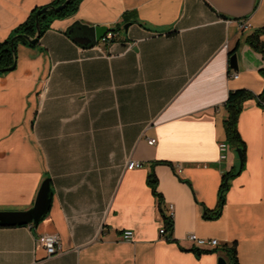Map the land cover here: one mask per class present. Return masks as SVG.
<instances>
[{
    "label": "crops",
    "instance_id": "0c3cea01",
    "mask_svg": "<svg viewBox=\"0 0 264 264\" xmlns=\"http://www.w3.org/2000/svg\"><path fill=\"white\" fill-rule=\"evenodd\" d=\"M51 1L0 0V40ZM101 25L115 29L111 40L82 46L66 33L92 36ZM260 27L264 0H81L35 46L18 43L15 67L0 73V210L30 208L45 178L51 203L35 225L0 226V264H229L221 251H190L189 233L217 247L235 241L238 264H264V108L255 99L237 122L244 167L220 216L203 218L222 174L240 166L230 145L219 160L223 103L231 89L263 88V56L245 42ZM168 204L173 241L159 233ZM50 233L59 249L48 257L38 238Z\"/></svg>",
    "mask_w": 264,
    "mask_h": 264
},
{
    "label": "trees",
    "instance_id": "16d2710c",
    "mask_svg": "<svg viewBox=\"0 0 264 264\" xmlns=\"http://www.w3.org/2000/svg\"><path fill=\"white\" fill-rule=\"evenodd\" d=\"M65 0H52L51 2L36 6L32 8L27 17L15 26L8 36L3 40H0V73L9 71L6 68H9L11 65L15 64L16 61V45L18 43H22L24 45H28L27 37H33L36 33L35 28V14L36 11L42 9L44 7L47 8L46 11L42 12L39 17V36L38 40L44 31L49 27L51 21L54 19H61L73 14L81 0H69L64 8L53 11L50 7L57 6L63 3ZM109 31L114 32V28H109ZM264 34V27H260L249 33L245 37V42L249 45L253 50L262 54L264 59V41L261 39V35ZM14 38V39H13ZM13 39V41H12ZM37 40V42H38ZM237 45L228 51V59L229 57L236 53ZM230 71V68H229ZM259 73L263 79V88L258 93L246 89V88H237L231 89L228 91L227 97L223 103V107L225 109L226 115L222 120V126L224 130V141L227 142L232 149L239 150L241 153V164L237 170H229L222 174L221 183L218 191V200L215 208L203 209V218L205 219H216L220 216L223 204L225 202V193L229 188V180L237 175L244 167L245 163V151L246 145L243 139L241 138L238 128L237 122L238 117L241 112L243 102L248 99H255L260 106L264 108V66L259 69ZM167 163V162H160ZM146 183L149 186L151 193L156 197L158 204L162 201V195L157 191V177L155 173L151 170L146 176ZM164 219V229L166 231L167 240H172V231H173V220L172 218L163 215ZM171 237V238H170ZM190 251L194 252L197 256L202 253H211L215 251H221L229 264H238L237 251H236V242L233 241L231 244H223L220 247L210 248V249H201L197 247L190 248Z\"/></svg>",
    "mask_w": 264,
    "mask_h": 264
},
{
    "label": "water",
    "instance_id": "95a60500",
    "mask_svg": "<svg viewBox=\"0 0 264 264\" xmlns=\"http://www.w3.org/2000/svg\"><path fill=\"white\" fill-rule=\"evenodd\" d=\"M69 0H65L63 3L57 6H51L50 8L53 11H58L65 7ZM47 8L44 7L36 11L35 14V28L36 33L33 37H27L28 46L33 47L36 45L38 36H39V15L46 11ZM128 24H124V28H127ZM80 28V27H79ZM108 28L105 25L96 26L93 28L92 36H85L81 34H77L74 28H69L67 30V34L72 36L73 40L82 46L93 45L99 42V40L108 32ZM14 39V38H13ZM12 39V41H13ZM229 68L236 70L237 69V58L236 53L232 54L229 59ZM15 67V64L11 65L7 70H12ZM239 163L241 164V153L239 150H235ZM51 203V188L50 182L48 178H45L38 189L33 205L26 210H0V226H12V225H26L32 224L35 225L43 220L49 211ZM218 264H226L225 259L223 257H219Z\"/></svg>",
    "mask_w": 264,
    "mask_h": 264
},
{
    "label": "built area",
    "instance_id": "2783aa9c",
    "mask_svg": "<svg viewBox=\"0 0 264 264\" xmlns=\"http://www.w3.org/2000/svg\"><path fill=\"white\" fill-rule=\"evenodd\" d=\"M246 22L242 21L239 23L240 28L246 27ZM114 36V33L111 31L106 32V34L99 40V42H107L111 40ZM231 77H236L237 73L233 70L230 69L229 71ZM155 142L154 138H148L147 143L148 144H153ZM230 146L227 142L222 141L219 143V160H224L227 157V151L229 150ZM140 166L139 162H135L132 160H129L127 162V168H133V167H138ZM172 213H173V206L172 204H168L166 206V216L172 218ZM159 233L166 238V231L164 229V226L159 229ZM132 237V231L130 230H125L122 234V238L125 240H128ZM188 239L193 242L197 248L199 247H206V248H214L218 246V241L215 238L211 239H204V238H199L197 237L194 233H189L187 235ZM171 238V237H170ZM38 242L42 245V247L45 250L46 256H52L58 252L59 249V237L57 234H42L38 238Z\"/></svg>",
    "mask_w": 264,
    "mask_h": 264
}]
</instances>
